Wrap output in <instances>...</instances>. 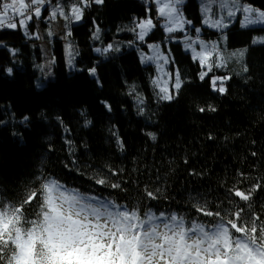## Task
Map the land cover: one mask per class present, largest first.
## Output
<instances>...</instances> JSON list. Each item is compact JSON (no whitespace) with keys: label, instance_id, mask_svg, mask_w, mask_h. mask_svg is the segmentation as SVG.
<instances>
[{"label":"trees","instance_id":"1","mask_svg":"<svg viewBox=\"0 0 264 264\" xmlns=\"http://www.w3.org/2000/svg\"><path fill=\"white\" fill-rule=\"evenodd\" d=\"M51 1L69 15L77 2ZM243 1L264 11V0ZM155 5L104 0L85 7L79 22L59 15L66 39L45 33L48 18L41 27L31 20L27 35L19 27L0 29V201L19 206L41 183L56 180L96 207L112 201L205 225L217 218L195 212L196 206L226 218L244 207L245 220L253 213L264 218V187H254L264 185V43H253L264 37V25L214 28L203 22L199 0H184L180 10L193 22L194 33L199 28L200 36L218 39L220 51L245 47L246 57L239 61L231 55L226 66H214L201 80L204 68L171 38L181 33H168L158 22L147 42L163 43L168 68L183 81L173 100L161 101L153 84L156 65L142 62L139 52H147L148 44L131 31L149 13L156 15ZM42 38L50 45L54 75L38 86L45 80ZM109 44L119 50L96 51ZM69 45L73 67L67 62ZM215 73L229 74L223 94L210 86ZM101 178L104 185L95 182ZM235 187L252 191L251 199L234 197ZM36 210L34 202L24 216L31 219Z\"/></svg>","mask_w":264,"mask_h":264},{"label":"snow or ice","instance_id":"2","mask_svg":"<svg viewBox=\"0 0 264 264\" xmlns=\"http://www.w3.org/2000/svg\"><path fill=\"white\" fill-rule=\"evenodd\" d=\"M157 2L161 3L158 14L166 18L165 30L168 33L183 30L186 24H192L183 17L178 7L181 0ZM91 3L103 4L104 0H77L69 9L70 15L59 5L56 7L59 15L66 20L80 21L84 8ZM45 4L46 0H0V29L16 30L19 27L27 35L28 22L34 17H41V6ZM221 7H229L227 0H221ZM232 7L246 14L243 25L252 22L247 15L249 13H258L257 19L264 20V11L251 4H240L239 0H231L227 12L229 18L236 15ZM204 11L211 9L206 6ZM49 15L55 19L57 11L53 10ZM222 19L206 18L204 23L214 28L223 27ZM155 26L153 18L147 16L136 22L131 31L143 41ZM195 31L199 33L200 29L195 28ZM98 33L97 27L93 33L97 39ZM253 43H264V37L254 39ZM195 45L196 41L185 38V47L192 50V59L207 69L200 73L201 80L208 77L214 66H225L214 44L209 46L201 40L199 50ZM109 50L119 49H113L112 44L103 50L96 49L104 53ZM10 51L15 54L16 50ZM67 54L71 64V45ZM232 55L242 56L243 53ZM141 60L144 63L155 61L162 70L163 63L169 62V56L156 51L152 56L142 54ZM5 71L11 74L13 69ZM88 71L94 75L96 69ZM244 71H247L246 67ZM167 75L174 81L171 89L167 80H153L159 89L156 95L161 101L173 100L183 83L179 72ZM228 79L229 76L210 77L212 90L225 93L224 82ZM140 103L143 104V100ZM105 107L111 110L107 103ZM199 110L205 111L204 108ZM211 110L215 111L214 108ZM147 135L155 139V134L149 132ZM95 182L104 185L106 180L101 178ZM110 186L120 188V184ZM254 187L260 189L264 185L256 183ZM145 195L156 199L153 191L145 190ZM232 195L248 202L252 191L235 187ZM34 202L37 210L34 217L28 219L24 216V209ZM194 211L217 219L207 225L194 219L186 222L183 215L176 213L166 215L160 212L157 215L145 212L139 206L129 207L112 201L96 207L85 203L83 197L78 193L72 194L58 181L49 180L41 183L39 190L32 191L19 206L0 201V264H264V218L261 215L253 213L245 220L244 207L232 212L231 218L222 216L220 211L206 210L203 206H196Z\"/></svg>","mask_w":264,"mask_h":264},{"label":"rangeland","instance_id":"3","mask_svg":"<svg viewBox=\"0 0 264 264\" xmlns=\"http://www.w3.org/2000/svg\"><path fill=\"white\" fill-rule=\"evenodd\" d=\"M153 1L157 5V6L155 5L156 8H157V13L154 16L149 13L148 16H151L153 18V23L155 25H157L158 22H161L162 25L165 26V20H166V18L161 17L158 14V9L160 8L161 3L157 2V0H153ZM162 2H167V0H162ZM183 2H184V0H181V3H183ZM199 2H200V11H201V14H202V17H203V22H204V20L206 18L207 19H210V20H220L221 18H223L222 19V23L225 26H223V27H216V28L224 29L225 30L227 27H231L235 23H238L241 27L264 25V20L257 19L258 13H249V14H247V15H249L250 20L252 22L251 23H248L246 25H243L244 16L246 14L243 13L242 11L236 10L234 7H232L231 10L236 11V15L234 17L229 18L227 16V12L229 10V7H231V0H227V3L229 5V7H225V8H222L221 7V0H199ZM48 3H49L48 7L50 8L49 14H50L51 11L56 10L57 11V16H56L55 19H52L50 17V15L48 14V17H46V19L48 18L49 24H48L47 29L45 30V33L46 34L48 33L47 35H49L52 38H54L55 36H59L61 38H65L64 20H63L62 17H59V9H57V7H56L57 4H55L51 0H46V4L44 6H41V13H43V10L47 6ZM239 3L240 4H244V5H247L248 4L247 2H245L243 0H239ZM179 5H178V7L180 9V6ZM206 6L208 8H210L211 11L205 12L204 11V8ZM253 7L256 8V9H258V10H260V11H262V9H260L258 7H255V6H253ZM181 13H182V11H181ZM183 17L185 19H187L184 15H183ZM187 20H189V19H187ZM29 22H28V24H29ZM72 22L73 23H76V22H79V21L73 20ZM37 24H38L39 27H41V23H37ZM207 25L210 26V24H207ZM193 27H194L193 22H192L191 25H187L186 24L183 30H178V31L174 32V33H181V34H174V35L171 36V38H174V40H178L181 43H183L184 48L186 50L190 51L191 54H192V50L190 48H186L185 47V38L186 37L190 38L193 41H196V45L195 46H196L197 50L200 49L199 41H201V40L204 41V42H206V44H208L209 46H211V45L214 44L216 46V48L218 49V47H217L218 46V39H207L205 37H202V36L199 35V33H197V32L194 33L192 31L191 28H193ZM28 29H29V26H28ZM28 29H27V31H28ZM138 31H139V29H138ZM151 31L149 33H151ZM49 33H51V35ZM149 33H148V35H149ZM147 36H145V39L143 40V42H146L148 44V47H149V45H155L157 47L156 48H150L149 47V50L147 52H145L144 49L140 50L139 51L140 52V56L142 54L147 55V56H152V55L155 54L156 51L162 52L165 55H168L169 56V54L164 49L162 42H160V41L147 42V39H146ZM256 38H257V36L254 39H256ZM138 41H140V40H138ZM41 43H42L43 57H44L43 64H44V71H45V80L43 82L42 81H39L38 82V86H41L44 83H46L50 79L49 77H51V76L54 75V71L52 69L53 63H52V55H51V50H50L49 42L47 40L44 41L43 38H42L41 39ZM246 51H247V48H245V47H244V49L243 48H238V49H222L221 48V51L218 49V54H219V57H222L223 58V60H225L227 58L229 60L230 56L233 53H241L242 52L243 53L242 56L241 55H236V57L239 58V61H240L241 59H243L244 57H246ZM68 60H69V57L67 58V62H68ZM150 62H152L153 64L156 65V68H157V71H158V73H157V79L158 78H162V80H168V86L171 89L172 88V84H173L174 81H173V79H170L169 76L167 75V74H173V73H171L170 69L168 68V65H169V62H170V57H169V62L168 63H163V61H160L159 62V63H163L162 70L159 68V64L157 62H155V61H150ZM74 63L75 62L72 59V63L71 64L68 63V64L73 67L74 66ZM226 65L227 64L225 63V66ZM206 70H207L206 68L203 69V71H206ZM213 76H219V75L217 73H215V74H212L211 77H213ZM222 76H224V75H222ZM228 76H229V74H228ZM226 81L224 82V86L225 87H226Z\"/></svg>","mask_w":264,"mask_h":264},{"label":"bare ground","instance_id":"4","mask_svg":"<svg viewBox=\"0 0 264 264\" xmlns=\"http://www.w3.org/2000/svg\"><path fill=\"white\" fill-rule=\"evenodd\" d=\"M34 19H35V23L37 24V23H41V25H42V23H44L45 22V17H44V15L43 14H41V17H39V18H35L34 17ZM31 22V21H30ZM48 34V33H47Z\"/></svg>","mask_w":264,"mask_h":264}]
</instances>
